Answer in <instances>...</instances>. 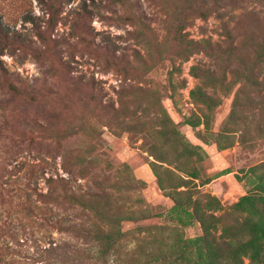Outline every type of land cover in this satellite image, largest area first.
Wrapping results in <instances>:
<instances>
[{
  "label": "rangeland",
  "instance_id": "rangeland-1",
  "mask_svg": "<svg viewBox=\"0 0 264 264\" xmlns=\"http://www.w3.org/2000/svg\"><path fill=\"white\" fill-rule=\"evenodd\" d=\"M27 13L0 0V264H264V0H65L43 44Z\"/></svg>",
  "mask_w": 264,
  "mask_h": 264
},
{
  "label": "trees",
  "instance_id": "trees-1",
  "mask_svg": "<svg viewBox=\"0 0 264 264\" xmlns=\"http://www.w3.org/2000/svg\"><path fill=\"white\" fill-rule=\"evenodd\" d=\"M44 8V11L47 15V19H46V22H45V28L44 30L41 29L40 27V24H38L37 22H34L31 18H30V15L25 14L24 16V20L31 23L32 24V29H33V33L34 35L36 36V39L40 42V43H45L47 41V37H46V30L47 29H50V28H53L56 23L58 22L59 20V16H60V13H61V10H62V4L65 0H37ZM0 28H2L0 26ZM0 36H2L3 38L4 35L3 34H0ZM211 50V49H210ZM209 50V52H210ZM192 73L194 74L195 77H199L201 76V74L199 73V71L195 68L192 69ZM260 84L261 86H263L264 88V78L262 80H260ZM14 89V88H12ZM15 90V89H14ZM64 180L62 179H59V180H56V179H53L51 177L47 178L45 180V184L47 185V192L45 194H42L40 192H37L36 190H33L34 194L36 195V197L40 200H42L43 198H49L51 197L55 191H56V187L58 185H60L61 183H63ZM245 200H249L248 202H252V200H250V197L246 198ZM36 209V207H33ZM32 209V207L29 205L28 207V211H30ZM45 223H48V219H46L45 217H42L41 218ZM58 223V222H57ZM60 226L57 228L59 231H62V232H67V231H70V227L69 226H63L61 225L60 223H58ZM52 226V225H50ZM65 247L66 245H63V246H50L48 248H42L41 246L38 247V250H39V254L40 255H44L45 256V260H51L50 258H52L53 260H55V258L58 257L59 259V262H62L61 261V258H63L64 256H66V252H65ZM67 247L71 249V252H75L76 249H72L70 245L67 244ZM70 252V253H71ZM56 255V257L54 258L53 256ZM44 260V261H45ZM57 261V260H56ZM88 261H93L95 262L96 264L99 263V252H93L91 255H90V259H88ZM65 262H67L65 260ZM209 264H212L211 262ZM214 264H216V261L214 262Z\"/></svg>",
  "mask_w": 264,
  "mask_h": 264
}]
</instances>
